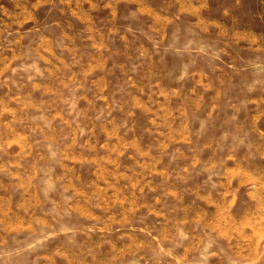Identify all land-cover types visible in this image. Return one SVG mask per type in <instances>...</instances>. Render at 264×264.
<instances>
[{"label": "rangeland", "instance_id": "rangeland-1", "mask_svg": "<svg viewBox=\"0 0 264 264\" xmlns=\"http://www.w3.org/2000/svg\"><path fill=\"white\" fill-rule=\"evenodd\" d=\"M0 264H264V0H0Z\"/></svg>", "mask_w": 264, "mask_h": 264}]
</instances>
